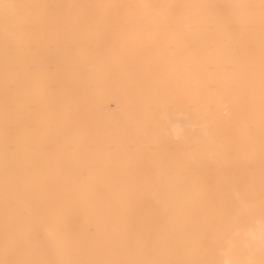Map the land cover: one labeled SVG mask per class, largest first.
I'll use <instances>...</instances> for the list:
<instances>
[{"label": "bare ground", "instance_id": "1", "mask_svg": "<svg viewBox=\"0 0 264 264\" xmlns=\"http://www.w3.org/2000/svg\"><path fill=\"white\" fill-rule=\"evenodd\" d=\"M223 131L264 167V0H0V264H196L212 222L245 248L217 264H264L263 193L194 214V145Z\"/></svg>", "mask_w": 264, "mask_h": 264}, {"label": "rangeland", "instance_id": "2", "mask_svg": "<svg viewBox=\"0 0 264 264\" xmlns=\"http://www.w3.org/2000/svg\"><path fill=\"white\" fill-rule=\"evenodd\" d=\"M183 54L185 55L187 54V55L183 56ZM176 55H178L179 59H182V60L186 59L187 57L189 58L193 57V54L192 56H190L191 54L188 55V53L185 51L183 52L180 51ZM171 104H174V103L172 102ZM195 131L196 130L194 128V132ZM153 132L155 133L154 137H155V140L158 141V146H159L157 149L152 150V152L154 151L153 160L158 163L164 158L166 159V161L172 163L171 166L167 168V171L169 173L172 171L182 170L184 167L182 165L183 164L182 157L186 156V154L188 153L187 149H190L191 146L190 148L189 146H187L186 149L184 150L182 146L181 147L177 146L175 142L171 141L159 129L155 128ZM194 134H195L194 144L196 145V141L198 142V140L197 139L195 140L196 132ZM217 137L215 135V139L217 138L216 142L218 143L215 145L216 148L214 147L211 149H202L201 147H197L195 145L193 148L194 168H196L194 169V214L198 216L201 214L204 216L206 215V216H210L211 218H214L216 216L226 217L229 214L237 213V210H235L236 208L232 207L233 199H231V196L233 194L231 191V188L235 186H236L235 188L240 189L239 193H241L240 195L245 196L244 197L245 199L246 197L248 198L250 195H253V194L259 195L260 193L261 195L263 193L264 195V192L261 188L262 181L261 179H259V176L263 173V169H264L262 163L258 159V153H260V150L254 148V149H251V152H250V150L245 148L242 142H240L241 136L235 133H229V132L223 131V133L218 134ZM177 149L179 151H177ZM213 150L215 151L216 154L214 153ZM131 152L133 153H132L130 160L133 161V159H136V161L134 162H137L138 164L137 167L139 170H141V172L146 170L143 164H145V162L147 163L150 161V158H148L149 157L148 153H146L144 150L135 151L134 148ZM171 155H176L175 157L179 162L175 160V162H177L175 164L173 163L174 161H171L172 159L169 160V158H171ZM191 166L189 167L192 170ZM221 168L225 170H222ZM124 171L125 170L123 169L121 170L119 166L113 167L112 172L114 174L112 177L114 178V180H116L115 182H118V180H124L127 178L126 172ZM225 173H226V176H225ZM140 178L141 179L145 178V176H142V175L140 177L135 176V179H140ZM229 181L231 184H229ZM238 186L240 187L238 188ZM112 187L116 188L115 183L114 185H112ZM259 190H261V192ZM137 194H143V193L139 191L137 192ZM126 203H129L128 199L126 200ZM114 209H117V211H121V212H126L128 210V208L126 207L114 208ZM22 212L24 213L25 209H22ZM236 227L238 226L228 224V223L214 224L212 222V225L210 226V234L208 236V239L205 240V242H203L201 246L202 250H200L199 246L197 245L194 247V251L196 255L195 263L196 264H206L207 262H209L210 264H217L218 261L227 253L224 241L226 237L229 238L231 236L234 238V245L233 247L227 246V251L229 253L234 254L237 258H239L242 252L245 251V248H244V244H240V234L242 233V230ZM221 248H225V249H221ZM220 249L222 250V252ZM200 251L202 253L201 256H204V257H199Z\"/></svg>", "mask_w": 264, "mask_h": 264}]
</instances>
